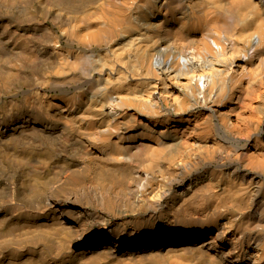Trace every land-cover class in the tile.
Wrapping results in <instances>:
<instances>
[{
	"label": "bare ground",
	"instance_id": "6f19581e",
	"mask_svg": "<svg viewBox=\"0 0 264 264\" xmlns=\"http://www.w3.org/2000/svg\"><path fill=\"white\" fill-rule=\"evenodd\" d=\"M0 264H264V0H0Z\"/></svg>",
	"mask_w": 264,
	"mask_h": 264
}]
</instances>
